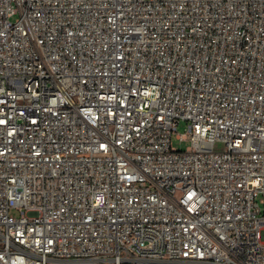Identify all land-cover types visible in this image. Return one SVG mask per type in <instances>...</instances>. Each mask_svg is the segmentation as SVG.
<instances>
[{
  "label": "built area",
  "instance_id": "built-area-1",
  "mask_svg": "<svg viewBox=\"0 0 264 264\" xmlns=\"http://www.w3.org/2000/svg\"><path fill=\"white\" fill-rule=\"evenodd\" d=\"M0 264H264V0H0Z\"/></svg>",
  "mask_w": 264,
  "mask_h": 264
},
{
  "label": "rangeland",
  "instance_id": "rangeland-1",
  "mask_svg": "<svg viewBox=\"0 0 264 264\" xmlns=\"http://www.w3.org/2000/svg\"><path fill=\"white\" fill-rule=\"evenodd\" d=\"M185 132H186V122H181L177 127V132L173 133V136H172L173 146H175L178 149H182V150L187 148V146L189 145V141L180 140L179 138H177V134H184ZM215 148L222 149L224 148V144L221 142H217L215 144Z\"/></svg>",
  "mask_w": 264,
  "mask_h": 264
}]
</instances>
